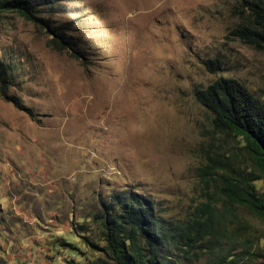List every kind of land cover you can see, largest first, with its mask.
<instances>
[{"label": "rangeland", "instance_id": "rangeland-1", "mask_svg": "<svg viewBox=\"0 0 264 264\" xmlns=\"http://www.w3.org/2000/svg\"><path fill=\"white\" fill-rule=\"evenodd\" d=\"M25 1L33 17L0 16L4 264H116L104 240L112 197L131 192L164 221H187L207 201L210 155L230 163L221 172L261 176L264 196L245 141L196 97L223 76L264 102V41L233 32L259 28V0ZM216 59L218 71L206 66ZM229 212L222 223L242 244L224 264H264V216Z\"/></svg>", "mask_w": 264, "mask_h": 264}, {"label": "trees", "instance_id": "trees-1", "mask_svg": "<svg viewBox=\"0 0 264 264\" xmlns=\"http://www.w3.org/2000/svg\"><path fill=\"white\" fill-rule=\"evenodd\" d=\"M251 5L259 28L242 26L233 32L261 44L264 41V0ZM11 10L31 18L35 6L25 0H0V16ZM55 41L62 48L67 45L81 53L73 42L59 34ZM205 64L218 71L216 67L221 61L210 60ZM196 97L212 111L216 126L245 141L259 169L264 170V102L254 97L241 81L223 76L206 89L196 90ZM230 166L210 155V163L201 173L207 187V201L198 205L196 213L187 221H164L141 197L137 198L131 192L122 198L113 196L105 211L106 252L112 255L116 264H195L206 250L208 253L214 251V257L210 259L213 262L209 264H224L226 253L242 244L240 237L230 232L231 227L222 223L230 220L227 218L232 214L230 207L238 203L264 216V196L257 193L253 183L261 176L247 178L243 174L234 176L227 171L221 172ZM254 174L252 171L251 175ZM219 202H224L221 213L218 212ZM233 218H238L235 212ZM234 256H237L235 260L244 258L243 253Z\"/></svg>", "mask_w": 264, "mask_h": 264}, {"label": "crops", "instance_id": "crops-1", "mask_svg": "<svg viewBox=\"0 0 264 264\" xmlns=\"http://www.w3.org/2000/svg\"><path fill=\"white\" fill-rule=\"evenodd\" d=\"M4 256V252H0V264H4L5 262H2L1 260H3Z\"/></svg>", "mask_w": 264, "mask_h": 264}]
</instances>
